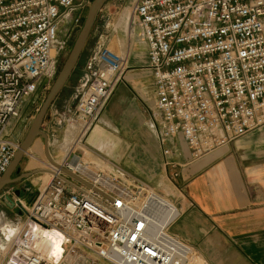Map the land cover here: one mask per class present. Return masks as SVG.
I'll return each mask as SVG.
<instances>
[{"label":"built area","instance_id":"built-area-1","mask_svg":"<svg viewBox=\"0 0 264 264\" xmlns=\"http://www.w3.org/2000/svg\"><path fill=\"white\" fill-rule=\"evenodd\" d=\"M90 2L0 0V177L19 147L11 125L29 99L49 89L62 30L80 28ZM131 8L153 78L151 127L163 155L173 138L198 158L264 125V0H135ZM130 51L116 52L100 38L76 103L56 113L79 141L123 79ZM56 164L44 165L51 176L44 187L0 192V203L10 197L22 217L2 264H207L170 232L180 207L150 183L120 169L93 170L76 154ZM49 230L60 235L58 258L42 243Z\"/></svg>","mask_w":264,"mask_h":264},{"label":"crops","instance_id":"crops-1","mask_svg":"<svg viewBox=\"0 0 264 264\" xmlns=\"http://www.w3.org/2000/svg\"><path fill=\"white\" fill-rule=\"evenodd\" d=\"M120 40L126 51L128 38ZM139 44L144 53L136 59L130 51L132 69L115 84L87 142L114 152L107 161L132 177L169 191L167 196L180 207L170 232L207 264H264V125L198 158H191L181 138H173L167 143L170 153L163 155L151 127L153 78L146 68L145 43L141 39ZM76 150L69 155H77ZM58 154L53 157L61 161L64 156Z\"/></svg>","mask_w":264,"mask_h":264},{"label":"rangeland","instance_id":"rangeland-1","mask_svg":"<svg viewBox=\"0 0 264 264\" xmlns=\"http://www.w3.org/2000/svg\"><path fill=\"white\" fill-rule=\"evenodd\" d=\"M134 2L135 0H109L98 11L90 35L87 39V42L84 46V49L82 51V54L78 60L75 69L73 70L68 82L62 89V92L60 93L58 98L54 100L52 106L49 108V110L46 113V116L41 126V130L46 135L48 153L50 155V159L54 163L60 161L59 158L53 157L55 156V153H57V151L59 152L58 154L59 157L64 156L63 152L59 150L58 145L64 141L67 131L70 132L74 131L73 129L70 128L67 130L66 122L62 121L56 115V113L65 111L67 110V108H72L76 103V100L81 91L80 90L81 85L84 83L86 78V71H85L86 62L90 57L92 51L97 46V43L100 40V38L105 40L106 45H108L110 49L119 53L122 52V46L120 45L122 40L120 39L122 38L127 40L128 38L126 27H124V24L129 19L128 20L129 30L130 32L134 31L135 35L132 42L130 39V43L128 44L129 46L126 44L123 45V47L125 46H127V48L131 47V50H133L134 53L133 55L136 56V59L138 58L139 55H142L144 53V48L142 47L143 44H139V42L141 41L140 28L137 22L135 24L130 22L132 19L131 18L132 13L130 16V10L132 9L131 7L133 6ZM86 12L87 10H84V18ZM80 28L71 29L70 24H67L66 27L62 30V32L65 34L64 36L65 44L59 53V62H58L59 68L61 67L63 61L66 59L68 53L70 52V49L74 43V40ZM130 64L131 63H129L128 61L127 69L124 71V73L128 71L130 68L132 69V67H129ZM47 91L48 90L38 91V93L35 96L29 99L24 104V107L21 111L19 118L16 121H14L13 124L11 125L12 128L11 137L17 142H19V144L24 138L33 117L35 116L36 112L38 111L41 103L43 102L47 94ZM97 124L98 122L95 125ZM90 132L86 135L85 138H82L81 141L72 144L71 148H69V151L73 150L74 148L78 149L76 150V153H78L77 155L81 157L82 161L88 163L93 170H102L105 172L108 171V173L109 172L115 173V169H120L129 178L133 179L134 177L126 173L119 166L111 164L109 161H107V157L112 156L114 152L111 153L110 155L105 151L97 149L96 147L92 146L87 142V138ZM43 162L49 163V158L44 152L43 138L37 137L34 140L33 144L30 146V148L28 149L27 153L20 160L17 166L19 168V172L14 177H17L22 173H31L30 176L15 183H10L6 185L4 187V190L9 187H14L16 190H20V193L22 195V190L25 188L29 187L36 190L38 188L44 187L49 181L50 177H46L45 175L46 168L44 167ZM160 192H162L165 195L169 193V191H161V190ZM0 211L4 212L3 213L4 218L0 215V217L2 218V219L0 218V220L5 223H9V225L11 224L10 226L11 228L12 226L16 227L17 225L20 224L22 217L20 214V210L18 208L14 207L13 210L11 211L9 207L0 203ZM11 236L12 235H10L7 240H9ZM3 237L4 236L1 235V231H0V249L7 251L11 243L9 244L6 238Z\"/></svg>","mask_w":264,"mask_h":264},{"label":"water","instance_id":"water-1","mask_svg":"<svg viewBox=\"0 0 264 264\" xmlns=\"http://www.w3.org/2000/svg\"><path fill=\"white\" fill-rule=\"evenodd\" d=\"M109 0H91L82 27L80 28L74 43L70 49V52L68 53L66 59L63 61L61 67L59 68L56 77L54 78L53 82L51 83L47 94L41 103L38 111L36 112L35 116L33 117L28 130L22 139V141L19 144V147L17 151L14 154V157L8 167V169L5 171V173L0 177V192L4 190V187L10 183H15L17 181H20L22 179H25L30 176L31 173H22L18 175L17 177H11L14 170L19 172V168L17 167L22 157L27 153L30 146L33 144L34 140L37 137H42L44 140V152L49 158V163L55 166H58L56 163H54L50 159V155L48 153V146L46 142V135L41 130V126L43 123V120L46 116L47 111L52 106L54 100L58 97L62 89L64 88L66 82L70 78V75L72 74L73 70L75 69L78 60L82 54V51L84 49V46L87 42V39L90 35L91 29L93 27L95 18L97 16L98 11L108 2ZM85 84V83H84ZM83 84V85H84ZM65 175H68L80 182H82L78 177L73 175L67 170H62ZM28 190H31V188H25L22 190L23 192H26ZM20 190L15 191V195L19 196ZM5 205L9 208L14 207V202L12 199L8 196H6Z\"/></svg>","mask_w":264,"mask_h":264},{"label":"bare ground","instance_id":"bare-ground-1","mask_svg":"<svg viewBox=\"0 0 264 264\" xmlns=\"http://www.w3.org/2000/svg\"><path fill=\"white\" fill-rule=\"evenodd\" d=\"M130 16H131V10H130ZM128 20H127V22H126L125 25H126V32L128 34V44H129L130 43V39H131V42L133 41V38H134L135 33H134V31H131L130 32ZM128 49L129 48H127V50ZM127 50L126 51H123L122 54H124V55L127 54ZM69 128L70 127H68V129ZM73 128H75V126H73L72 129ZM78 141L79 140L76 137V132L75 131H71V132L70 131H67L64 141L58 145V148H59V150L61 152H63L64 156H67L68 153H69L68 152L69 151V148H71V145L74 144V143H76V142H78ZM43 164L46 165L47 162H43ZM45 175H46V177H51L48 170H46ZM7 227H9V228H7ZM0 231L3 234V236L6 238V240L8 239V237L10 235H12L11 238L9 240H7V242H9V244H10L12 242V238L14 237L16 231L14 229H12L10 227V225H8L7 223H5L3 221H1V223H0ZM42 243H43V245L45 247L46 252L49 253L50 256L53 255L56 258L59 257V253H60V246H59V243H60V235L56 231H51V230L46 231L45 234H44V238L42 240ZM1 248H3V247H1Z\"/></svg>","mask_w":264,"mask_h":264},{"label":"flooded vegetation","instance_id":"flooded-vegetation-1","mask_svg":"<svg viewBox=\"0 0 264 264\" xmlns=\"http://www.w3.org/2000/svg\"><path fill=\"white\" fill-rule=\"evenodd\" d=\"M18 174V172L16 170H14V172L12 173L11 177H14Z\"/></svg>","mask_w":264,"mask_h":264},{"label":"trees","instance_id":"trees-1","mask_svg":"<svg viewBox=\"0 0 264 264\" xmlns=\"http://www.w3.org/2000/svg\"><path fill=\"white\" fill-rule=\"evenodd\" d=\"M61 92H62V91H61ZM61 92H60V93H61Z\"/></svg>","mask_w":264,"mask_h":264}]
</instances>
